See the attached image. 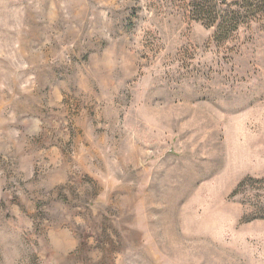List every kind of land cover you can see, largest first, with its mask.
I'll use <instances>...</instances> for the list:
<instances>
[{
  "label": "rangeland",
  "instance_id": "obj_1",
  "mask_svg": "<svg viewBox=\"0 0 264 264\" xmlns=\"http://www.w3.org/2000/svg\"><path fill=\"white\" fill-rule=\"evenodd\" d=\"M182 0H0V264H264V19Z\"/></svg>",
  "mask_w": 264,
  "mask_h": 264
},
{
  "label": "trees",
  "instance_id": "obj_2",
  "mask_svg": "<svg viewBox=\"0 0 264 264\" xmlns=\"http://www.w3.org/2000/svg\"><path fill=\"white\" fill-rule=\"evenodd\" d=\"M190 18L213 28V40L224 43L244 25L264 19V0H182Z\"/></svg>",
  "mask_w": 264,
  "mask_h": 264
}]
</instances>
